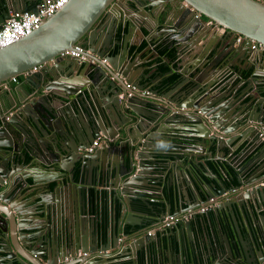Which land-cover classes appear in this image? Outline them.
<instances>
[{
    "label": "water",
    "instance_id": "obj_1",
    "mask_svg": "<svg viewBox=\"0 0 264 264\" xmlns=\"http://www.w3.org/2000/svg\"><path fill=\"white\" fill-rule=\"evenodd\" d=\"M38 1L0 0V28L11 12L34 9ZM118 1L69 0L52 16L44 18L32 33L0 48V84L10 83L13 77L24 74V81L30 86L26 90L22 86L0 90V264H107L109 257L105 254L99 259L92 257L91 246L96 249L99 240L105 241L101 246H109V240L115 245L121 232L128 239L136 237L137 226H145L149 221L142 219V214L156 218L171 214L170 195L165 201L154 200L141 191L146 187L160 188L161 185L156 184L160 180L151 182L146 171H161L169 164L177 181L174 183L171 177L165 179L167 190L169 193L172 190L177 201L191 208L193 217L175 222L183 235L180 229L177 234L169 226L178 237L175 245L170 244L169 262L164 260L157 264H264V185L245 181L247 175L255 173L258 160H254L255 154L242 164L225 159L226 150L231 152L242 142H247L249 149L255 145L253 150L257 148L264 156L261 129V125L264 126V95H261L264 73L254 70L246 78L247 83L255 85L254 90L259 95L257 101L251 103L240 98L242 88L235 90L230 85L222 95L224 90H215L221 73L231 67L226 63L213 62L211 69L218 68L219 73L214 72L216 75L207 80L194 78L187 86L185 81L189 78L185 72L176 84L170 85L169 81L163 83L159 74L153 77L143 68L136 70L139 67L135 64L136 57L129 58L128 53L131 32L139 23L133 16H124L122 11L119 17L105 19ZM132 1L133 12L159 5L153 0ZM167 6L173 15L164 23L168 34L159 43L165 46L164 50L173 48L180 59L185 52L199 54L197 46L208 32L217 36L215 30L204 23L208 19L244 36L243 60H248L254 50L251 40L264 44V0H167L158 12ZM155 23L158 22L155 20ZM113 32L117 33L116 38ZM148 40L152 42L154 37ZM210 41L208 37L202 46H209ZM234 42V38L228 42L232 46L229 54ZM76 44L84 49L85 58L81 62L62 55ZM221 46L216 53L218 57L225 54ZM259 53L263 57L264 51ZM233 57L223 56L227 61ZM164 58L170 60L167 54ZM259 64L263 65L262 59ZM256 66L253 67L257 69ZM152 82L156 83L155 88L148 90L151 95L142 94L140 91ZM114 114L120 120L117 123L112 118ZM156 122V130H150V124ZM170 123L183 126L165 127ZM112 124L116 125L114 132L110 129ZM119 129L128 138V150L103 143L93 152L85 151L98 136L121 138ZM177 130H182L183 140L197 142L192 144L191 150L200 148L202 154L210 155L214 151L221 152L222 161L237 172L233 175L237 185L227 186L208 165L196 162L189 151L185 158L173 156L175 162L167 159L164 165L159 161L151 150L159 148L154 143L161 137L153 134L163 131L174 136ZM148 158L153 164H147ZM29 159L44 166L46 174H52L56 182L52 186L46 179L48 192L40 196L43 217L35 214L38 206L33 210V217H41L44 222L34 226L36 231L32 234L27 233L31 229L27 224H21L24 212L13 203L22 195V186L27 185L24 174L17 176L15 170L24 167ZM117 178L120 184L115 185ZM97 184L110 186L108 200L112 207L115 203L119 205L121 215L128 218L137 214L140 220L128 222L125 219L120 227L115 209H111L104 228L102 218L95 214L92 218H82L81 215L91 210L94 199L95 203H100L101 196L95 193L94 197L92 193ZM127 186L132 187V191H127ZM58 192L64 195L59 196ZM225 192L229 195L223 200L220 197ZM239 192L242 194L236 196ZM22 199L20 196L17 200ZM152 201L161 204L154 206L150 204ZM205 204L211 207L200 214L206 220L212 242L209 240L208 250L203 253L199 250L197 254L183 238L184 233L193 238L191 221L197 220L195 212ZM226 215L235 228L237 240L230 239L222 227ZM243 224L248 237L242 230ZM126 225L131 227L128 229ZM137 232L138 238L140 230ZM138 239V244H142L138 247L142 248L139 254L145 256L146 264H151L149 253L154 238L145 235ZM116 247L120 254L134 257L140 250L132 251L131 246ZM23 250L32 257L26 256Z\"/></svg>",
    "mask_w": 264,
    "mask_h": 264
},
{
    "label": "crops",
    "instance_id": "obj_2",
    "mask_svg": "<svg viewBox=\"0 0 264 264\" xmlns=\"http://www.w3.org/2000/svg\"><path fill=\"white\" fill-rule=\"evenodd\" d=\"M153 2H159V5L157 7H153L151 6L150 10L149 8H145L143 11L141 8H139V10H137L136 12H133L131 9H135L134 8V2L132 0L129 1H125L122 0L120 2V0L118 2L115 3L114 7L109 9V12L111 13V17H119L120 15V11H122L124 16H130V17H134L136 19V21L139 23V26H141L139 28V26L137 25L133 31L131 32V37H130V41H129V58H134L136 57L135 60V64L136 67L139 66L136 70L143 68L144 72H146L147 75H151L153 77H155L157 74H159L160 79L163 81V83H166L167 81H169V84H176L180 79L181 76L183 74V72L186 73V77L189 78V81H185V86H187L190 83V80L194 79V78H200V79H210L213 75H216L217 73H219V69H211V65L213 62H220V64L222 63H226L231 65V67H226L225 71L221 73V75L219 76L220 78V83L218 85V87L215 89L217 91L220 90H224L221 95L223 93H225V89L231 85V87H235L234 89L237 90L238 88L241 89L242 91H240V98L244 101H249V102H254L257 101L256 99L258 98L259 95H257L256 91L254 90L255 85L251 84V82L247 83L246 82V78L248 75L252 74V72L255 70L257 71V73H264V55L262 57V55L259 53L260 51H264L260 48H255L253 51L250 52V56L248 60H243L244 57V50H245V42L246 39L241 40V41H236V34H232V37L235 39L234 42V49L232 51L231 54H229V51L232 49L231 45H228L231 41V38L229 37L230 34L226 36H222L220 34H216L215 35H211L210 32H208L206 38H202L199 42V46L198 49H196L198 53L194 54L195 52H192L190 54H187L186 52L183 53L182 57L183 58H179L180 56L176 55V51L173 48L170 49H163L162 44H160L159 42L161 41V39H164L167 37L168 32H166L164 29L165 24L167 20L172 18L173 12L170 11V8L167 6L164 9H162L160 12H158L163 3L167 2V0H153ZM149 10V11H148ZM155 20L158 22L157 24L155 23ZM174 20V18L172 19ZM206 26V25H205ZM165 31V32H164ZM203 32V31H202ZM154 37V40L149 41V37ZM113 37L116 38L117 37V33L113 32ZM112 37V38H113ZM210 37V45L209 46H202V44L207 40V38ZM224 40V42L222 41V39ZM232 38V39H233ZM220 44H222L221 48H225V54H223L222 56H217L216 53L218 52L219 48H220ZM216 45V47H215ZM118 47V45H117ZM116 47V48H117ZM204 48H206L207 50H205ZM252 48V47H251ZM172 49V51H171ZM195 50V51H196ZM168 55L170 57L169 61H165V55ZM264 54V53H263ZM226 57H231L232 55L234 56L232 58V60L227 61L225 58H223V56ZM139 56V59L137 58ZM261 56V57H260ZM262 59L263 61V65L259 64L260 60ZM256 61L258 62L256 66ZM162 64L163 66L166 67V69L159 71L158 66ZM180 64H183L180 67ZM253 66H256L257 69H255ZM254 69H253V68ZM174 68L173 72L170 74H167L168 71H171V69ZM64 71V69H63ZM68 71L65 70V73H67ZM159 72V73H158ZM214 72L216 74H214ZM75 73V72H74ZM26 74V73H25ZM173 74V75H172ZM240 75H242L243 77H241ZM65 76V75H64ZM185 76V75H184ZM62 79L64 78L63 76L61 77ZM82 78H86L84 75H82ZM25 79V75L21 74L19 75V77H15L13 79H11L10 83H3L0 85V90H15V88L18 89V87L22 86L25 90L27 88H29V83L24 81ZM87 80V79H86ZM156 82H152L150 84H148L144 90H141L140 92L142 93V91H147L148 95H151V92H149L150 90H152L154 87V84ZM217 86V85H215ZM214 86V87H215ZM246 86V87H245ZM184 87V86H182ZM245 87V88H244ZM149 90V91H148ZM43 91V90H42ZM262 91V90H260ZM12 93L14 94V91H12ZM143 94V93H142ZM261 95H264V91H262ZM157 96V95H156ZM120 115V114H119ZM115 120V123L118 122L119 118L117 115H113L112 117ZM160 120V119H159ZM117 121V122H116ZM120 121V120H119ZM113 125V124H112ZM163 124H161L159 126L158 129H160L162 127ZM116 125L114 124L112 126V128H110L113 132L115 131ZM158 126V123H154V124H150V130H156ZM182 127V124H175V123H170V124H166L165 127L169 128V127ZM165 129V128H163ZM261 129L264 131V126L261 125ZM120 134H121V138H115V137H111L113 138V142H111V145L114 147H119L122 146L125 151L129 149V143L127 142L128 138H126L125 133L119 129ZM172 133V132H171ZM186 134H190L189 132H185ZM124 135V136H123ZM153 135L159 136V138L161 137L160 141H156L154 144L159 145V148H153L151 151H153L156 154V158L159 161H162V163L165 160H170L171 162H175L174 157H181V158H185L188 155V151L189 154H193V157L195 159L196 162H204V164L206 163V161H216L218 159H220V161L223 160L222 157V153L219 152L216 154V152L214 151L213 154L210 155V153L207 154L203 153L200 151V148L197 149H192L191 150V146L193 143H197L195 141H189V140H183L181 137L182 136V130H177L176 134L173 136V134H165L163 131L162 132H155ZM263 139V138H261ZM200 143V142H199ZM150 144H153L152 142H150ZM120 145V146H119ZM200 147V146H199ZM255 147L252 146V149H249V145H247V142H242L240 145H238L236 148H234V150H232L231 152L226 150V155H225V159L229 162H233L242 164L245 163L248 159L251 158V156L253 154L256 155V157L254 158V160H258V163H256V171L254 174L252 175H247L248 179H246L245 181L247 182H257L260 183L261 185H264V160H263V155H261V153H259V151L256 149L253 150V148ZM207 150H211V147L208 148ZM242 152V153H239ZM261 156H260V155ZM148 156H146L147 158ZM112 159L113 156H112ZM262 160V161H261ZM219 161V160H218ZM260 162V166L258 165ZM147 164H153V162H150L149 158L146 160ZM165 165V163H163ZM42 167L43 169H38ZM173 167V166H172ZM45 168L44 166H40L39 163L34 162V161H27L25 163L24 167H19L15 170V173L17 174V176H22L21 174H24V176H22L23 178L26 179L27 181V185L26 186H22V190L23 193L22 196L23 199L21 201L17 200L20 198V196H18V198L16 200L13 201L14 205H16L19 209H21L22 212H24L23 216L24 218H21V224L26 225L28 228H31L29 230H27L28 234H32L34 233L36 230L34 229V226H39L41 222H44L41 217L40 219L33 217V210L36 206L37 207V212H35V214H38L39 216L43 217V213L41 212V199L40 196L41 195H46L48 192V189L46 188V179L49 180L50 185H55L56 182L53 180V175L52 174H46V172L44 171ZM20 174V175H19ZM180 174V173H179ZM144 176V174H141ZM147 177H150V181L151 182H157L158 180H160L158 183L156 184H160L161 187L157 188V187H146L143 188L141 191L144 192L146 196H149L150 198L154 199V200H166L165 198H169V195H166L167 191V186L166 183H164V180L167 179L168 177L172 178V181L174 183H176V174L173 170H171V164H169L168 167L165 166L164 170H154L152 171H146L145 174ZM222 177V174H220ZM120 178L114 179L116 181L115 185L120 184L119 182ZM254 179V180H253ZM7 181V180H6ZM54 181V182H53ZM122 181V180H121ZM139 182H143L144 180H138ZM256 183V184H257ZM255 184V185H256ZM237 185V183H236ZM254 185V186H255ZM128 187V186H127ZM245 186H242L241 188H243ZM132 187H128L127 191H132ZM110 192V186L108 185H99L97 184V186L95 188H93L92 193L95 197V193L98 194V196L100 195L102 200H101V204L99 205L95 203V199L93 200L94 203L96 205V211L94 210L93 212L90 210L86 211L85 215H81L82 218L87 217V218H92V216L95 214L97 217H100V212H99V207L100 209L103 208L104 206L106 207V219L109 218V214L111 213V209H115V207H112L110 205V202L108 200V195ZM163 192L165 193V195H163ZM245 192V191H243ZM59 196H63L64 193H60L58 192ZM242 193L239 192L236 196L241 195ZM228 192H225L222 194V196L220 197L223 200H226L227 196H228ZM234 197H232L231 199H233ZM215 199V198H214ZM215 201V200H214ZM151 203H155L156 205H159L161 203H158L157 201H152ZM171 214L173 215V217H175L176 219H182V218H190L193 217L191 208H187L185 204H182L180 201H177L175 199V197L173 196L171 198ZM207 207H211V205L205 204L201 207L198 208V210L195 213H198V217L197 220L196 219H192L191 223V229H192V233H193V238L189 237L186 233H184V235L188 238V242L189 245H192V249L195 251V253H199V250H201V253L204 252L205 249L208 250L210 243L212 242L210 236H209V229L206 225V220L203 219L202 215L200 214L202 211H205L207 209ZM182 208H187L186 210H183ZM95 209V208H94ZM237 213L240 217V219L242 218V213L241 211L238 209ZM255 214H258V210H255ZM142 217V219H146L148 218L149 221L148 223H146L145 226H138L136 229L140 230V236L143 237L145 235H148L149 237H153L154 238V243H155V248H158L159 245V239L166 236L167 234L170 236H173L174 239L177 238L175 237L172 232L176 231L177 234H179V229L177 226H175V222L173 224H171L173 231L169 229V227H162V223H163V219L166 218L167 216H169V214H166V216H162V217H155L152 214H142L140 215ZM115 217L119 220V226L123 225V220H127L128 222H136L139 221L140 218H138V215H131L130 217L126 218L125 215H121L120 211L118 210V213H116L115 210ZM137 217V218H135ZM205 218V217H204ZM27 219V220H25ZM33 219L32 222H30V220ZM116 219V220H117ZM113 222H116V220L112 219ZM225 221V223L227 224V226L225 227L224 225L222 226L224 228V231L226 230L227 235L229 236L230 239L235 238V240H237V236H236V232H235V228L233 227V224L231 222V220L229 219V216L226 215V217L223 219ZM34 221H37L34 223ZM228 221V223H227ZM243 221V220H242ZM120 226V227H121ZM127 228L129 229L131 227V225H126ZM170 226V227H171ZM146 229V230H145ZM38 231L40 230V228L37 229ZM138 230L135 231V235L136 237L133 236V238L128 239L126 236L122 235V232L119 233L118 238L115 241V245L112 244V241L109 240V246H101L105 241H98V245L97 248L95 249L94 246H91V252L90 253L92 255V257L99 259L100 257H102L103 254H105V256L109 257V261L107 264L114 262V261H120V264L123 263L124 261L128 260L130 261L128 264H136L137 260H139V253H141L140 251L142 250V248H138V247H142V244H138V238L140 236H138L137 238V234H138ZM243 232H245V236H249L248 232H247V228L245 226V224H243ZM144 232V234H142ZM151 231V234L149 235L148 232ZM181 233L183 235V230H181ZM134 233V232H133ZM216 233V232H214ZM213 236V235H212ZM216 236V235H215ZM191 238V239H190ZM211 240V242L209 241ZM220 243V242H219ZM158 244V245H157ZM117 245H122L124 247L126 246H131V250L133 251V249H140L138 252V256L134 257L133 255H127L126 253H124V255L120 254L118 249H117ZM190 247V246H189ZM165 250V249H164ZM23 252L25 253L26 256H28L29 258H31V254H29L28 251L23 250ZM126 252V251H125ZM161 256V258H160ZM130 258V259H129ZM170 249H166L164 252L161 253V255H159L158 259H159V263L163 262L165 260V262H169L170 259ZM16 264H19L18 262H16ZM58 264V263H57ZM142 264H146L145 261V256H143L142 259Z\"/></svg>",
    "mask_w": 264,
    "mask_h": 264
},
{
    "label": "built area",
    "instance_id": "obj_3",
    "mask_svg": "<svg viewBox=\"0 0 264 264\" xmlns=\"http://www.w3.org/2000/svg\"><path fill=\"white\" fill-rule=\"evenodd\" d=\"M69 0H44L38 1L34 9L28 10H18L10 13L9 17L5 19L2 27L0 28V48L5 47L19 40L20 38L29 35L37 29L44 18L52 16L56 13L63 5H65ZM215 30L217 34L222 36L231 33L226 28L218 25L212 20H206L204 22ZM244 36L236 34V41L244 40ZM251 47L253 49L260 48L264 50V44L255 40H251ZM83 47L80 44H76L72 50H67L63 52V56L75 57L81 62L84 57ZM15 78V77H13ZM12 78V79H13ZM3 84V83H2ZM1 85V84H0ZM143 94L148 93L147 91H142ZM113 139L105 138L103 136H98L92 143L85 149L86 152H93L96 148L101 146L103 143L111 144ZM173 215H169L163 219L162 227H169L175 221H177ZM151 234V231L148 232ZM85 254V253H84Z\"/></svg>",
    "mask_w": 264,
    "mask_h": 264
},
{
    "label": "trees",
    "instance_id": "obj_4",
    "mask_svg": "<svg viewBox=\"0 0 264 264\" xmlns=\"http://www.w3.org/2000/svg\"><path fill=\"white\" fill-rule=\"evenodd\" d=\"M163 47H165V46H163ZM158 69H159V71H162V70L166 69V67L163 66L162 64H160L158 66ZM17 77H19V75ZM205 164L208 165L214 171V173H216L219 177H221L220 174H222V177L221 178L225 181V183H226L227 186L236 185L237 182H236V179H235V177L233 175L234 174L236 175L237 172H236V170H235V168L233 166H231L230 164H226L225 162L220 161V160L219 161L218 160H216V161H209L208 160V161H206ZM221 165H222V169H224L225 172L222 171ZM165 192H166V195L167 196L170 195L171 198L173 197L172 190H171L170 193L168 192V190L165 191ZM101 200H102V198L100 199L99 205L101 204ZM135 202H138V201L135 200ZM150 204L151 205H154V206L156 205L155 203H150ZM142 206H144V205H142ZM94 210L96 211V205L95 204L91 208V211L92 212ZM115 210H116V213H118V210L120 211L119 205L117 203H115ZM99 212H100V217L102 218V222L101 223H102L103 228H104L107 225V223H108V219H106V214H105L106 207L104 206L103 208L99 209ZM223 225L225 227L227 226V224L225 222L223 223ZM183 240H185V238H183ZM185 242H188V240H185ZM162 247L159 244L158 245V248H155V243L154 244L152 243V245L150 247V254H152V256H151V264H157V262L159 261V259H156V254H158V255L160 254L161 255V253L164 252L165 247H163V248ZM139 258L140 259L137 260V263L136 264H142L143 255L142 254H139ZM129 262L130 261L126 260V261H124L121 264H128ZM109 264H120V261H118V262L117 261H114V262H111Z\"/></svg>",
    "mask_w": 264,
    "mask_h": 264
},
{
    "label": "flooded vegetation",
    "instance_id": "obj_5",
    "mask_svg": "<svg viewBox=\"0 0 264 264\" xmlns=\"http://www.w3.org/2000/svg\"><path fill=\"white\" fill-rule=\"evenodd\" d=\"M125 1H126V0H125ZM110 18H111V13H109V15H106V16H105V19H110ZM227 30H229V29H227ZM229 31H230V30H229ZM230 32H231V33L228 32V34H230L229 37L231 38V37H232V34H233L234 32H232V31H230ZM232 38H233V37H232ZM232 38H231V40H232ZM184 238H185V240H188V238H187L186 236H185ZM158 242H159V244L161 245V247L163 246V247H165V248L167 247L166 249H170V248H169V247H170V244L175 245V242H176V241H175V239H174L173 236H170V235L167 234L166 236L160 238ZM163 247H162V248H163ZM162 248H161V249H162ZM166 249H165V250H166ZM165 250H164V251H165ZM159 255H160V254H159ZM159 255L156 254V259H158ZM151 256H152V254L149 253L150 263H151ZM160 258H161V256H160Z\"/></svg>",
    "mask_w": 264,
    "mask_h": 264
},
{
    "label": "bare ground",
    "instance_id": "obj_6",
    "mask_svg": "<svg viewBox=\"0 0 264 264\" xmlns=\"http://www.w3.org/2000/svg\"><path fill=\"white\" fill-rule=\"evenodd\" d=\"M54 182V181H53Z\"/></svg>",
    "mask_w": 264,
    "mask_h": 264
}]
</instances>
